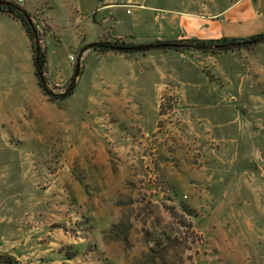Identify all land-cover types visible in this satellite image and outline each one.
<instances>
[{
	"label": "rangeland",
	"instance_id": "rangeland-1",
	"mask_svg": "<svg viewBox=\"0 0 264 264\" xmlns=\"http://www.w3.org/2000/svg\"><path fill=\"white\" fill-rule=\"evenodd\" d=\"M151 1L116 12L127 26L154 16L150 38H133L139 24L110 41L202 39L196 19L236 0ZM30 2L19 6L47 88L65 93L81 67L65 100L42 93L34 66L30 84L0 85V223L20 232L0 253L20 264H264V43L79 61L90 33L68 28L66 0Z\"/></svg>",
	"mask_w": 264,
	"mask_h": 264
},
{
	"label": "crops",
	"instance_id": "crops-1",
	"mask_svg": "<svg viewBox=\"0 0 264 264\" xmlns=\"http://www.w3.org/2000/svg\"><path fill=\"white\" fill-rule=\"evenodd\" d=\"M146 1L152 2L151 0H66L71 11V23L68 28H78L77 32L81 34L89 32L88 45L101 39L110 41L127 36L133 37L134 29H137L139 24H145L144 37H133L136 40H145L152 34L154 16H145L148 20L145 23H139L138 16L133 23L130 22L127 26L116 16V12L120 5H143ZM24 3L28 10L35 6L30 0H24ZM108 16L113 17V23L109 22ZM184 21L180 18L179 25L184 24ZM196 21V25L199 24V27L205 30L204 36H201L203 40L248 38L264 32V0H236L222 13L210 17H198ZM148 22H150V27H148ZM15 36L17 38L14 39ZM16 39L21 42L20 57L16 54ZM0 47L6 50L0 63V85L30 84L33 80V59L29 39L21 24L4 14H0ZM89 53L92 52L86 50L83 54L85 56ZM47 55L48 63L51 64V57ZM19 234L18 230L0 223V252H9L15 247L17 244L13 245L10 241L17 239Z\"/></svg>",
	"mask_w": 264,
	"mask_h": 264
},
{
	"label": "trees",
	"instance_id": "trees-1",
	"mask_svg": "<svg viewBox=\"0 0 264 264\" xmlns=\"http://www.w3.org/2000/svg\"><path fill=\"white\" fill-rule=\"evenodd\" d=\"M12 6H1L0 5V13L6 14L10 16L12 19L21 23L25 33L29 37L32 42L31 48L33 51V66H34V75L37 79V84L41 89L42 93L48 97L50 101H54L56 99L65 100L73 94L75 89V79L80 75V62H78L75 66L74 75L72 80L66 90L65 93L56 95L53 94L46 85V80L44 77V68L46 64V56L45 53L41 50L39 46V39L33 38L30 22L28 23L24 18V10L21 6L16 3L10 2ZM33 39V41H32ZM264 43V32L243 39H229L222 38L220 40H203L197 38H189V39H181V40H172V41H155L153 43L145 44V45H133V44H124L119 43L118 41H109V40H100L91 44H88L81 48L79 53V61L81 55L86 50H91L100 54H105L109 52L119 53V54H132L134 53L131 48L134 47H143L147 48L144 50H138L135 53H144L151 50H163V51H174V52H182L185 50H195L199 52H209V53H217L219 51H230L234 48L236 49H247L248 47L255 46L258 44ZM156 46V47H150ZM0 264H20L14 257L9 254H1L0 253Z\"/></svg>",
	"mask_w": 264,
	"mask_h": 264
},
{
	"label": "water",
	"instance_id": "water-1",
	"mask_svg": "<svg viewBox=\"0 0 264 264\" xmlns=\"http://www.w3.org/2000/svg\"><path fill=\"white\" fill-rule=\"evenodd\" d=\"M0 5L1 6H12V4L8 1H3V0H0ZM24 14V18L26 19V21L29 23L30 22V19H29V16L26 14V13H23ZM33 30V29H32ZM34 34H35V31L33 30ZM150 47H156V46H150ZM147 47L146 46H143V47H134V48H131V50H133L134 52L138 51V50H144L146 49Z\"/></svg>",
	"mask_w": 264,
	"mask_h": 264
},
{
	"label": "built area",
	"instance_id": "built-area-1",
	"mask_svg": "<svg viewBox=\"0 0 264 264\" xmlns=\"http://www.w3.org/2000/svg\"><path fill=\"white\" fill-rule=\"evenodd\" d=\"M3 1H10V0H3ZM11 1L16 3L17 5H22L23 4V0H11ZM127 13H129V11H127ZM71 60H73V58Z\"/></svg>",
	"mask_w": 264,
	"mask_h": 264
}]
</instances>
